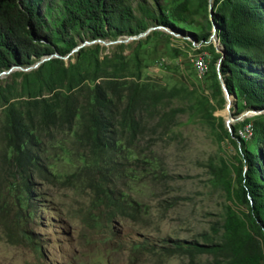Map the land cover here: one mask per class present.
Here are the masks:
<instances>
[{"label": "rangeland", "instance_id": "374dc122", "mask_svg": "<svg viewBox=\"0 0 264 264\" xmlns=\"http://www.w3.org/2000/svg\"><path fill=\"white\" fill-rule=\"evenodd\" d=\"M203 21L191 19L195 26ZM168 35L155 26L113 42H92L104 48L103 66L115 69L120 83L179 90L133 131L118 128L107 147H94L76 119L70 128L33 131L15 152L7 106L16 109L11 115L23 112L28 99L17 92L9 104L0 101V264H214L208 254L175 249V242L220 240L229 201L210 180L223 161L222 174L234 179L238 155L219 127L191 112L222 118L228 130L264 112L233 115L227 101L212 93L209 75L196 67L200 54L210 61L209 50ZM210 42L220 52L213 32ZM29 70L1 73V85L18 89L20 77L6 78ZM92 85L82 84L80 100ZM173 108L186 112L159 127V116Z\"/></svg>", "mask_w": 264, "mask_h": 264}, {"label": "trees", "instance_id": "16d2710c", "mask_svg": "<svg viewBox=\"0 0 264 264\" xmlns=\"http://www.w3.org/2000/svg\"><path fill=\"white\" fill-rule=\"evenodd\" d=\"M195 16L203 17V24L195 26ZM155 26L167 29L168 37L189 38L190 45L195 42L209 50L206 74L212 93L225 103L221 77L235 98L233 115L264 112V0H212L211 12L209 0H0V73L39 63L6 78L20 77L18 89L2 86L6 81L0 79V101L5 105L13 93L28 99L23 112L11 115L16 109L7 106L13 150L20 152L35 130L70 128L76 119L83 122L84 137L94 147H107L118 128L133 131L140 119L154 117L162 104L176 98L175 88L120 83L116 70L103 66L104 48L92 43L136 36ZM213 27L220 52L207 43ZM85 42L91 44L82 45ZM86 81L93 85L80 100L77 92ZM185 112L173 108L161 114L159 127ZM191 114L219 127L236 147L238 160L234 179L222 174L227 169L223 161L210 180L229 201L220 240L176 241L174 248L190 255L208 254L214 264H264V114L252 123L235 122L231 130L222 118L206 116L200 109ZM247 128L252 130L247 133L250 146L241 135Z\"/></svg>", "mask_w": 264, "mask_h": 264}, {"label": "water", "instance_id": "95a60500", "mask_svg": "<svg viewBox=\"0 0 264 264\" xmlns=\"http://www.w3.org/2000/svg\"><path fill=\"white\" fill-rule=\"evenodd\" d=\"M209 11H210V12L212 11V0H209ZM215 31H216V30H215V27H213V29H212L213 35H214ZM78 48H79V47H78ZM43 60H45V59H43ZM38 65H39V63L35 64L33 67H30V69H32V68H36ZM11 70H12V69H11ZM11 70L7 71V73H9ZM5 73H6V72H4V73H2V74H5ZM0 74H1V73H0ZM218 78L220 79L221 88H222V91H223V93H224L225 99H226V101H227L226 108H227L228 110H230V106H231L230 96H229V94H228L227 88H226L224 82L222 81L221 77H218ZM234 100H235V98H234ZM257 113H261V112H257ZM226 125H227L228 128H230V126H229V122H228V121L226 122Z\"/></svg>", "mask_w": 264, "mask_h": 264}, {"label": "built area", "instance_id": "2783aa9c", "mask_svg": "<svg viewBox=\"0 0 264 264\" xmlns=\"http://www.w3.org/2000/svg\"><path fill=\"white\" fill-rule=\"evenodd\" d=\"M199 65H200V67L202 68V70H203V72H204V75H205L206 72H207V70H208V66H207V61H206V59L203 58V59L199 60ZM241 135H242V136H246L247 138H249L248 135H247V131L241 133Z\"/></svg>", "mask_w": 264, "mask_h": 264}, {"label": "bare ground", "instance_id": "6f19581e", "mask_svg": "<svg viewBox=\"0 0 264 264\" xmlns=\"http://www.w3.org/2000/svg\"><path fill=\"white\" fill-rule=\"evenodd\" d=\"M205 58V56L203 54H200V56L198 58L195 59V64H196V67L198 69V71L200 72V74H203L204 75V72L202 70V68L200 67L199 65V60ZM208 71V70H207ZM207 73V72H206ZM251 130V128H247L246 131L247 133L249 134V131Z\"/></svg>", "mask_w": 264, "mask_h": 264}]
</instances>
